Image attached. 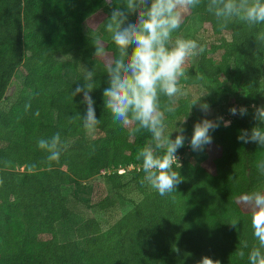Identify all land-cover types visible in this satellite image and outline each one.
<instances>
[{"label":"trees","instance_id":"1","mask_svg":"<svg viewBox=\"0 0 264 264\" xmlns=\"http://www.w3.org/2000/svg\"><path fill=\"white\" fill-rule=\"evenodd\" d=\"M110 12L109 0H0V104L15 74L24 77L11 103L0 107V264H197L203 256L219 264H248L247 253L258 241L250 212L236 200L264 191L257 168L264 148L237 137L258 123L252 106H264V46L254 39L264 26L249 30L230 23L222 31L203 7L185 16L175 35L198 39L206 51L186 68L181 85L196 81L209 92L201 102L214 112L206 115L199 103L190 110L192 99L178 98L169 130L176 118L187 116L185 144L176 152L182 156V182L160 196L143 182L137 159L150 135L130 136L104 107L107 74L104 60L93 55L94 43L100 39L108 56L116 46L109 33L91 30L106 23ZM72 53L95 72L90 95L100 124L93 134L79 119L68 123L86 109L82 93L71 96L84 74L70 79L65 70L77 64L60 58ZM233 106L246 107L247 114H230ZM217 117L231 123L210 130L212 143L202 151L207 157L196 162L189 144L194 125ZM56 132L67 148L50 165L37 141ZM91 210L106 216V228L84 212ZM233 219L239 220L236 228L229 223ZM242 241L249 245L244 258L236 254Z\"/></svg>","mask_w":264,"mask_h":264},{"label":"clouds","instance_id":"2","mask_svg":"<svg viewBox=\"0 0 264 264\" xmlns=\"http://www.w3.org/2000/svg\"><path fill=\"white\" fill-rule=\"evenodd\" d=\"M109 7L111 12L104 30L110 34L116 54L108 56L100 39L95 41L93 53L105 64L108 86L103 89L104 107L110 112L113 122L126 128L130 136L141 132L150 135L137 154V159L142 162L143 182L160 196H167L182 182L177 170L180 164L176 152L185 144L187 117L176 118L175 128L169 130V116L175 117L178 98L186 95L181 86L186 65L206 51V44L198 39L175 34L181 30L185 16L200 7L215 18L222 31L230 23L244 24L249 30L264 26V0H121L118 7H113L109 0ZM254 39L258 46H264V27L256 31ZM94 77L93 70L86 71L82 77L83 85H77L71 91L72 97L83 94L81 103L86 105V109L84 115L69 116L68 123L81 120L87 134L95 133L100 124L95 101L90 95L96 88ZM207 94L209 92L194 96L190 110L199 103L201 110L207 113L209 104L201 102V97ZM30 107V104L25 105V110ZM252 107L258 123L250 131L241 130L237 139L264 148V106ZM247 111L244 106L229 109L232 115L239 113L244 116ZM35 115L39 116V111ZM221 122L225 127L231 123L223 117L196 122L189 141L191 149L203 151L206 145L211 144L210 130L218 128ZM173 132L176 133L174 139ZM37 147L47 153L46 160L51 165L59 162L67 144L61 139L60 132H56L48 139H39ZM257 168L264 174V160L258 162ZM236 202L250 212L253 236L258 241V245H253L247 253L248 264H264V191L241 194ZM238 222V219H233L229 223L236 228ZM241 243L242 248L236 254L244 258V249L249 245L247 241ZM174 250L179 252L178 248ZM197 264H219V261L203 256Z\"/></svg>","mask_w":264,"mask_h":264},{"label":"rangeland","instance_id":"3","mask_svg":"<svg viewBox=\"0 0 264 264\" xmlns=\"http://www.w3.org/2000/svg\"><path fill=\"white\" fill-rule=\"evenodd\" d=\"M104 25L105 23L101 24L100 26H97V28H93L94 30H91V33L94 35L99 36L100 34H107V32L104 30ZM86 30L89 31L88 26H86ZM61 59H68L71 62H74L77 64V68L75 69H67L65 70V74L70 78V79H74L76 77L77 74L82 73L84 74L86 71L88 70H92V68L88 65H84L83 59L78 56L75 53H72L68 56L65 57H60ZM192 61L188 63V65H186V68H189V66L191 65ZM24 82V77L21 74V72H17L13 78V81L7 91L6 97L4 98V101L0 104V107H6L8 106L11 101L14 99V95H15V91L18 88H21V86L23 85ZM184 92L186 93V95L179 97L180 99L184 98V97H190L191 99H193L194 96H198L202 93H205L204 89L201 88V86L194 81L193 84L191 85H181ZM214 110L213 108H210L209 111L207 113H205L206 115H211L213 114ZM193 158L194 161L196 162H201L202 160H204L207 157V154H205L202 151H193ZM24 168L22 167L21 170H23ZM84 196H89V191L87 189H85L84 191ZM127 207H124V211H126ZM88 216H94L96 218H98L99 220H101L105 225V228L107 227V218L106 216L100 212V211H96V210H91V211H84ZM60 231H58V234L60 237H62L64 234V231L62 230V227L59 228ZM63 231V232H62Z\"/></svg>","mask_w":264,"mask_h":264},{"label":"built area","instance_id":"4","mask_svg":"<svg viewBox=\"0 0 264 264\" xmlns=\"http://www.w3.org/2000/svg\"><path fill=\"white\" fill-rule=\"evenodd\" d=\"M177 158H178V162H180V160L182 159V156L181 155H176ZM133 166H130L129 168H132ZM125 169H121L120 172H124Z\"/></svg>","mask_w":264,"mask_h":264}]
</instances>
